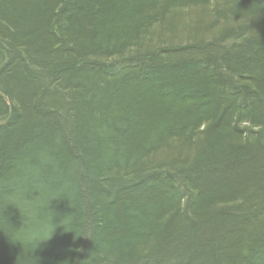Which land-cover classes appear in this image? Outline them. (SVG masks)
<instances>
[{
    "label": "trees",
    "instance_id": "1",
    "mask_svg": "<svg viewBox=\"0 0 264 264\" xmlns=\"http://www.w3.org/2000/svg\"><path fill=\"white\" fill-rule=\"evenodd\" d=\"M0 264H264V0H0Z\"/></svg>",
    "mask_w": 264,
    "mask_h": 264
},
{
    "label": "clouds",
    "instance_id": "2",
    "mask_svg": "<svg viewBox=\"0 0 264 264\" xmlns=\"http://www.w3.org/2000/svg\"><path fill=\"white\" fill-rule=\"evenodd\" d=\"M49 205H50V203H49ZM49 205H48V207L46 209V212L53 213V215H51L50 218L46 217L45 218V223L49 227H51L53 229V231L51 232L50 237L45 238L44 236H41L40 234H38L33 229H29L27 227H23L17 232H21L22 231L24 233V242H26L28 244H34V245H36L38 247L42 242L48 241L51 238V236H52V234L54 232V229H55V225L52 222L53 221V217L55 216V213L49 210ZM65 219H66V217L62 220V224H63V221Z\"/></svg>",
    "mask_w": 264,
    "mask_h": 264
}]
</instances>
